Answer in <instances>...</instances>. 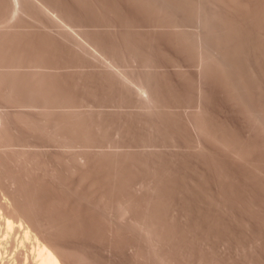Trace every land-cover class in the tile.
<instances>
[{
  "label": "rangeland",
  "instance_id": "1",
  "mask_svg": "<svg viewBox=\"0 0 264 264\" xmlns=\"http://www.w3.org/2000/svg\"><path fill=\"white\" fill-rule=\"evenodd\" d=\"M33 1L0 0V214L65 264H264V0Z\"/></svg>",
  "mask_w": 264,
  "mask_h": 264
},
{
  "label": "bare ground",
  "instance_id": "2",
  "mask_svg": "<svg viewBox=\"0 0 264 264\" xmlns=\"http://www.w3.org/2000/svg\"><path fill=\"white\" fill-rule=\"evenodd\" d=\"M15 1H17L18 2V0H15ZM35 1V0H34ZM33 1V2H34ZM37 1V0H36ZM16 2V3H17ZM40 4H42V3H40ZM45 9H47V8H45ZM198 39V38H197ZM202 39V38H201ZM200 40V39H199ZM206 39H204V41H205ZM200 42V41H199ZM206 43V42H205ZM203 44V43H202ZM207 44V43H206ZM199 45H201L200 43H199ZM198 45V46H199ZM205 45V44H204ZM80 46H84L85 47V45H80ZM84 47H83V49H84ZM202 47H203V45H202ZM205 47V46H204ZM85 48H87V47H85ZM205 49V48H204ZM86 50V49H85ZM208 50V49H207ZM203 51V50H202ZM205 51V50H204ZM203 51V52H204ZM208 52V51H207ZM202 55V54H201ZM205 55H207V54H205ZM210 55V54H209ZM204 62H205V60H204ZM201 64V63H200ZM206 63H204L203 65H205ZM203 67V66H202ZM200 68V67H199ZM116 71V70H115ZM115 74H118V73H116V72H114ZM120 74V73H119ZM140 89H139V88ZM137 89H138V91L140 92V90H141V92L143 91V88L140 86V85H138L137 87H136ZM145 91V90H144ZM143 91V92H144ZM28 208V207H27ZM31 214V213H30ZM20 220V219H19ZM14 223H16L15 222V220H13L12 218H10V217H8V216H5V215H3L2 213L0 214V233L3 235V234H6V235H8V234H10L11 233V230L14 228L15 229V227H14ZM19 223V222H18ZM18 223H16V224H18ZM22 223H24V222H20L19 223V226H20V228L22 229V235H21V237L19 238L18 237V241H17V243H18V245H19V247H20V249L17 247V245H16V249H18V253H19V250H21L22 248H21V245H20V243L22 244V246H26L27 244H25V242H29L30 243V241H32V244H30V246L32 245V251H30L31 253H28V255L30 256V254H32V256H30V258L32 257V262H31V260H29L31 263L30 264H65V263H63V262H65V261H63V260H61V258H60V256H58V254H57V252H55L50 246H49V244L48 243H45V241L43 242L42 240H40V238H38V236H36V235H34V233H32L33 231H31V229L28 227V225L27 226H23L22 225ZM16 226V225H15ZM19 226L17 227V229L19 228ZM19 228V229H20ZM15 231V230H14ZM17 231V230H16ZM19 232V231H18ZM1 234H0V236H1ZM15 234V233H14ZM8 237V236H7ZM6 237V238H7ZM0 239L2 240V238L0 237ZM0 240V241H1ZM3 242H4V240H3ZM6 242V241H5ZM16 243V242H15ZM29 243H28V245L27 246H29ZM1 244H2V241H1ZM0 244V245H1ZM6 244V243H5ZM23 244H25V245H23ZM27 246L26 247H24L23 249H27ZM1 250L0 251H2V248H0ZM15 249V248H14ZM26 249L24 250V252H26ZM4 250V249H3ZM29 250H27V252H28ZM15 252V251H14ZM22 252V251H21ZM15 253H17V250H16V252ZM14 253V254H15ZM17 253V254H18ZM1 254V253H0ZM2 254H3V252H2ZM22 254V253H21ZM27 254V253H26ZM13 255V254H12ZM18 255H20V254H18ZM17 255V256H18ZM25 255V254H24ZM28 255H26V256H28ZM14 256V257H13ZM12 256V258H15L16 256L15 255H13ZM28 256V257H29ZM19 257V256H18ZM21 257V256H20ZM22 257H24V256H22ZM21 257V258H22ZM1 258V257H0ZM2 258H4V257H2ZM17 258V257H16ZM15 258V259H16ZM20 258V259H21ZM24 258H26V257H24ZM5 259V258H4ZM19 259V258H18ZM19 259V260H20ZM27 259H29V258H27ZM26 259V260H27ZM19 260H18V262H19ZM25 260V259H24ZM22 261H23V258H22ZM21 261V262H22ZM20 263V262H19ZM24 263H25V261H24ZM28 264H29V262H27ZM27 263H25V264H27ZM21 264V263H20ZM23 264V263H22Z\"/></svg>",
  "mask_w": 264,
  "mask_h": 264
}]
</instances>
